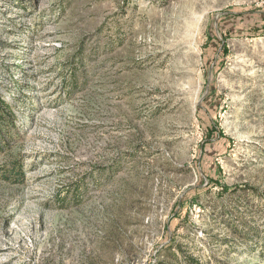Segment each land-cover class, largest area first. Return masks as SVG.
Here are the masks:
<instances>
[{
	"label": "rangeland",
	"instance_id": "1",
	"mask_svg": "<svg viewBox=\"0 0 264 264\" xmlns=\"http://www.w3.org/2000/svg\"><path fill=\"white\" fill-rule=\"evenodd\" d=\"M0 93V264H264V0H0Z\"/></svg>",
	"mask_w": 264,
	"mask_h": 264
},
{
	"label": "trees",
	"instance_id": "2",
	"mask_svg": "<svg viewBox=\"0 0 264 264\" xmlns=\"http://www.w3.org/2000/svg\"><path fill=\"white\" fill-rule=\"evenodd\" d=\"M211 130V129H210ZM14 133V115L11 111V106L0 93V148L9 145L10 140ZM17 175L22 178L21 166L15 168ZM170 241L163 248L162 251L166 252L168 260H159L155 264H172L175 261L178 264H205L198 257L185 253L179 246L175 249Z\"/></svg>",
	"mask_w": 264,
	"mask_h": 264
}]
</instances>
